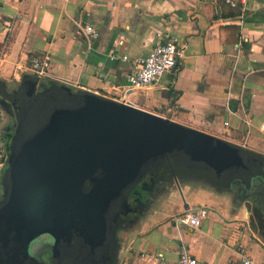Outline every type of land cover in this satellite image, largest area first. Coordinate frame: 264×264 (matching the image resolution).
I'll use <instances>...</instances> for the list:
<instances>
[{
	"label": "crops",
	"instance_id": "1",
	"mask_svg": "<svg viewBox=\"0 0 264 264\" xmlns=\"http://www.w3.org/2000/svg\"><path fill=\"white\" fill-rule=\"evenodd\" d=\"M232 1L0 0L1 157L16 130L22 140L34 83V93L45 83L124 101L252 156L248 178L175 165L177 182L168 164L169 176L156 174L162 163L152 168L133 184L135 209L113 228L103 264H148L142 251L174 263L181 246L209 264H239L243 253L264 261V0ZM86 23L98 31L89 44ZM159 33L183 43V54L152 88L128 89L127 75ZM32 57L49 62L36 82ZM7 168L6 159L0 200ZM166 180L168 187L159 185ZM197 207L207 209L198 227L175 220Z\"/></svg>",
	"mask_w": 264,
	"mask_h": 264
},
{
	"label": "water",
	"instance_id": "2",
	"mask_svg": "<svg viewBox=\"0 0 264 264\" xmlns=\"http://www.w3.org/2000/svg\"><path fill=\"white\" fill-rule=\"evenodd\" d=\"M42 87L28 88L24 135L20 142L16 130L7 157L0 243L10 245L2 262L23 259L40 233L69 234L86 215L104 232L117 198L162 162L176 180L175 165L242 178L253 171L252 156L212 134L88 90Z\"/></svg>",
	"mask_w": 264,
	"mask_h": 264
},
{
	"label": "built area",
	"instance_id": "3",
	"mask_svg": "<svg viewBox=\"0 0 264 264\" xmlns=\"http://www.w3.org/2000/svg\"><path fill=\"white\" fill-rule=\"evenodd\" d=\"M227 2L231 5L236 4L232 0H227ZM82 29L88 44L92 38L98 36V31L89 23L84 24ZM183 48L184 44L179 43L177 38L173 36L165 37L160 33L157 34L154 45L150 47L141 60H136V67L127 75L128 89L145 90L155 86L158 79L164 73L171 71L176 66L178 58L183 54ZM122 58H126V56L124 55ZM48 65V59L45 57L31 58L30 68L36 76L45 74ZM2 165L3 160L0 156V169ZM206 215L207 209L205 207H197L195 211L185 210L181 215L177 216L175 220L192 227H198ZM139 254L148 264H209L192 255L186 246L180 247L177 260L174 263L169 262L158 253H147L142 251ZM239 264H264V261L258 262L248 254L243 253Z\"/></svg>",
	"mask_w": 264,
	"mask_h": 264
},
{
	"label": "flooded vegetation",
	"instance_id": "4",
	"mask_svg": "<svg viewBox=\"0 0 264 264\" xmlns=\"http://www.w3.org/2000/svg\"><path fill=\"white\" fill-rule=\"evenodd\" d=\"M8 103L12 109L16 106L12 98L9 99ZM18 146L14 150L18 149ZM4 148L5 151L2 153L3 161L10 154V147L7 146V143H5ZM127 191V197H118L114 207L109 213L104 214L103 219L107 221L104 232L98 229L99 226H97L96 221L94 222V216L90 220L89 216L86 215L85 217L82 216L81 221L76 222L69 234L62 232L58 238L47 232L37 235L36 238L49 237L53 264H103V256L113 250L114 241L112 240L111 231L114 227L128 222L135 209L133 205L135 185H131ZM94 225L97 227H94ZM43 264H49V262L45 260Z\"/></svg>",
	"mask_w": 264,
	"mask_h": 264
},
{
	"label": "rangeland",
	"instance_id": "5",
	"mask_svg": "<svg viewBox=\"0 0 264 264\" xmlns=\"http://www.w3.org/2000/svg\"><path fill=\"white\" fill-rule=\"evenodd\" d=\"M162 164L166 165L168 164V162L166 163L165 161V162H162ZM156 174H159V175L166 174L167 176H169L170 172H169L168 166L165 167L164 170H158ZM176 178L178 182L179 180H178L177 175H176ZM171 181L173 182L172 179ZM168 183H169L168 180H166V181L160 182L159 185L160 186L164 185L165 187H168ZM114 236H115V232H114ZM112 240L114 241V238H112ZM116 243H118V240L116 241ZM9 245H10L9 243H0V264H43L45 260L49 262V264H53V258L50 253L51 245L49 242V237H44V238H40V237L36 238V236L33 237L28 243V246H27L28 252L26 256L23 257V259L22 258L20 259L19 257V258H12L13 260L11 259V260H8L7 262L6 260L2 262V260L5 258V252H6V249L9 247Z\"/></svg>",
	"mask_w": 264,
	"mask_h": 264
},
{
	"label": "trees",
	"instance_id": "6",
	"mask_svg": "<svg viewBox=\"0 0 264 264\" xmlns=\"http://www.w3.org/2000/svg\"><path fill=\"white\" fill-rule=\"evenodd\" d=\"M238 12V10H235L234 13ZM232 14V13H231Z\"/></svg>",
	"mask_w": 264,
	"mask_h": 264
}]
</instances>
